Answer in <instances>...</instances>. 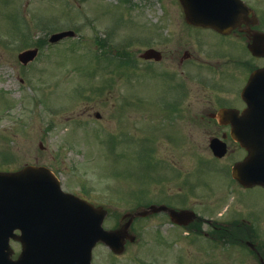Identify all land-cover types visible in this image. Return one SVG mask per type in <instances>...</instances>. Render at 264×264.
Instances as JSON below:
<instances>
[{"label": "rangeland", "instance_id": "1", "mask_svg": "<svg viewBox=\"0 0 264 264\" xmlns=\"http://www.w3.org/2000/svg\"><path fill=\"white\" fill-rule=\"evenodd\" d=\"M260 6L264 9V0L260 1ZM64 29H74L76 35L56 43L49 42L53 31ZM29 33H32L30 38ZM136 36L147 38L124 50L130 52L131 59L140 69L148 63L136 55L137 47L155 46L172 52L189 49L197 56L205 57L198 53L197 42L200 40L207 52L215 53L217 46L220 53L228 56H220L219 64L227 92L238 94L248 82L249 66L253 63L243 41L223 39L205 28L194 30L186 23L179 0H0V168L45 164L60 170L63 187L67 190L84 192L81 184L91 185V199L109 209L107 226H111L124 210L136 208L138 203L134 201L131 184L146 175L149 165L157 163L155 158L146 165L139 163L133 144L118 147V132H124L130 142L137 136L132 132L133 123L141 130L153 128L152 136H147L153 138L159 135L157 125L141 126L137 118L130 116L121 121L116 117L118 107L111 106L112 100H120L132 90L136 93V89L146 97L152 96V91L146 84L126 86V76L120 78L119 68L108 63L101 67L103 61L109 60L95 55L101 50L99 43L102 41L109 39V49L115 51L120 42L130 38L136 41L133 38ZM34 46L40 47V56L24 70L25 65L18 54ZM194 64L197 63L192 62L189 66ZM192 87L190 98L194 101L187 123L192 138L188 146L200 148V152L204 151L203 157H207L208 141L203 135L196 134L200 127L192 121L199 102L194 99L198 93L196 84ZM107 88L110 89L108 96L105 95ZM106 98L108 102L104 101ZM104 103L108 104L104 106ZM134 108L132 106L130 110ZM96 112L104 113L103 120L95 117ZM76 121L86 122L77 127ZM239 155L237 151L236 157ZM194 166L190 150L189 181L203 183L205 187L201 188L206 197L214 198L213 195L225 191L223 185L229 182L225 176L214 171L196 173ZM109 185L113 187L108 188ZM174 188V185L170 186V189ZM188 193L189 201L199 211H215L210 207L212 200L202 197L199 190L195 188ZM242 196L251 199L246 205L249 212L259 213L264 207V187L249 188ZM214 205L224 210L225 215L237 212L229 198L217 200ZM144 226L145 235L138 253L134 251L135 245H131L126 254L117 256L100 243L93 251L94 264H136V259L140 264H180L182 247L149 246L147 243L152 235L149 231L154 232L155 226L152 221H146ZM201 241L204 245L201 249L197 242H184L188 264L206 261L231 264L232 256L240 249L225 246L210 254L208 243ZM12 244L18 253L20 243L12 241ZM248 258L245 254L237 256L241 264L257 263L254 257L248 263Z\"/></svg>", "mask_w": 264, "mask_h": 264}, {"label": "flooded vegetation", "instance_id": "2", "mask_svg": "<svg viewBox=\"0 0 264 264\" xmlns=\"http://www.w3.org/2000/svg\"><path fill=\"white\" fill-rule=\"evenodd\" d=\"M260 1L247 0V3L255 9H260ZM263 26L262 20H257L253 24L250 19L248 24L240 26L230 35L235 34V38L240 42L242 41L240 34H244L248 41H254L256 33H261ZM219 35L222 38L229 36ZM133 38L136 41L119 43L120 78L126 76L125 85L128 84L129 87L146 84L147 88L152 91V96L146 97L135 89L136 93H133L132 90L131 93H125L124 98L112 100L111 106L118 107L117 115H115L121 121H126L125 118L130 116L137 118L141 122V126L153 123L157 125L159 135L153 138L147 137L152 136L150 133L154 132L153 128L141 130L139 125L136 126L133 123L134 130L132 132L137 133V136L133 137L132 142L129 141L126 134H123L124 132H118L120 148L126 144H133V151L139 163L146 165L147 161L152 158H155L157 163L149 165L146 175L135 179L136 181L131 184L134 201L138 203L135 209H130L133 210V214L124 218L130 210H122L123 214L121 211L122 215L108 227H122L125 223L130 222L131 231L136 235V238L134 241H127L124 254L130 250L131 245H135V252L140 250V243L145 235L144 223L152 221L155 228H153L154 232L149 231L152 235L147 244L152 247L156 244L182 247L180 264H188V250L184 242H197L201 249L204 247L201 239L208 243L207 250L210 254L224 249L225 246L240 248L232 256L231 264H241L237 259V256L241 254L249 257L248 263L251 261V257H254L257 261L256 264H263L264 207L259 209V213L249 212L246 209L248 200L251 199L247 200L246 196H242V192L257 185H245L232 177V165L243 159L246 152L233 137V116L226 112L220 114L221 111L233 109L242 111L245 103L237 92L229 93L222 89L225 87L222 80L223 72L219 67L221 57L216 56L212 62H209L204 56L199 57L197 53L189 49H178V51L172 52L155 46L137 47L136 55L148 63L144 69H140L135 60L131 59L130 52L124 50L127 46H133L134 43L137 46L140 43L141 36ZM148 48L158 49L161 53H154L152 59H144L145 51ZM198 53L201 52L198 50ZM159 54V59H156ZM227 57L225 56V58ZM258 59L264 58L254 57L251 59L253 64L249 66L250 74L255 69L264 66V61ZM192 62H196V66L195 64L189 66ZM205 65L208 66L207 70ZM132 78L135 79L132 81ZM193 83L196 84L195 90L200 95L197 93L194 97L199 102L192 121L200 127L196 134L203 135L208 141L209 155L207 157H203L204 151L200 152V148L192 149L188 146L189 139L192 138L187 123L190 119L189 109L194 101L190 98L191 90L194 89ZM107 85L109 84L105 86ZM109 91L110 89L107 88L106 96ZM108 100L106 98L104 101L108 102ZM106 104L108 103H104V106ZM132 106L135 107L134 110H130ZM131 113L133 115H130ZM103 116L104 113L102 115L100 112L95 113L96 118L103 120ZM214 139L225 143L227 150L224 155H218L219 151L216 149ZM190 150L196 171L218 172L229 180L223 185L225 191L222 194L208 198L202 190L205 187L203 183L189 181L188 155ZM237 151L240 155L236 157ZM158 166L160 167L158 168ZM171 185H174L175 188L170 189ZM195 188L200 191L202 197L212 200L210 207L215 211L203 213L189 201L188 192ZM227 198L230 199L237 211L231 216L225 215L224 210L222 211L214 205L217 200ZM153 205H166L168 208H153ZM189 210L195 211V215L190 217ZM135 261L136 264H140L139 259ZM202 264H210V262L206 261Z\"/></svg>", "mask_w": 264, "mask_h": 264}, {"label": "water", "instance_id": "3", "mask_svg": "<svg viewBox=\"0 0 264 264\" xmlns=\"http://www.w3.org/2000/svg\"><path fill=\"white\" fill-rule=\"evenodd\" d=\"M180 1L189 23L221 31L235 27L249 13L237 0ZM66 34L73 32L55 34L51 41ZM36 52L24 51L20 59L28 62ZM251 80L246 92L250 107L244 114L247 126L238 136L249 155L233 173L246 185H264V68ZM105 216L103 207L62 191L58 179L44 166L0 172V264H90L97 242L113 238L122 243L124 230H106ZM11 237L22 242L18 259L12 258Z\"/></svg>", "mask_w": 264, "mask_h": 264}]
</instances>
